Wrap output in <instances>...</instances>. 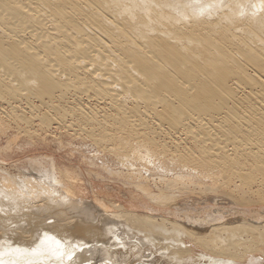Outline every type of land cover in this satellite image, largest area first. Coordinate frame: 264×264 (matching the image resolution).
Listing matches in <instances>:
<instances>
[{"label":"bare ground","instance_id":"6f19581e","mask_svg":"<svg viewBox=\"0 0 264 264\" xmlns=\"http://www.w3.org/2000/svg\"><path fill=\"white\" fill-rule=\"evenodd\" d=\"M0 103L112 137L126 178L157 179L163 198L253 171L264 192V0H0ZM54 176L0 187V264L264 262V224L202 233L172 213L95 211Z\"/></svg>","mask_w":264,"mask_h":264},{"label":"rangeland","instance_id":"374dc122","mask_svg":"<svg viewBox=\"0 0 264 264\" xmlns=\"http://www.w3.org/2000/svg\"><path fill=\"white\" fill-rule=\"evenodd\" d=\"M8 108L9 107L5 104L3 105V103H0V187L9 188L12 191H18L19 189L23 188V185L32 184L31 182H37L36 179L38 180L39 174L43 177L41 183H46L50 176L52 177V175L54 176L56 174L54 177L57 178L62 186L64 185L66 188H69L71 190V192L75 196V199L77 198L81 200L86 205L88 203L90 209L95 211L101 209L99 208L100 204H98V202L102 201L103 203L108 205V208L111 209L109 210L111 213L119 212V210L111 207V205L109 204L121 205L126 211L141 215H152L156 218L160 216L166 218L169 216V214L172 213L168 217L172 223L175 222L177 224H180L182 225V228L185 229H190L191 227L194 229L198 228L200 229V231H202V233H205L206 230L209 231L210 228L213 227V225L214 227L216 225L222 226L224 224L225 226H237L242 222L246 225L264 224V192H261L263 189L259 190L260 192L255 189V192L253 193L249 192L250 190H248V188H250V185H253L254 182L255 184H257V182H262V179L260 177L261 175H259V173L257 172L256 174L255 171L250 172L251 175H255H252L250 177L251 179L249 180H252L253 178H255V180H248L249 182L247 181L248 184H250L249 187L248 184L245 182L247 184L246 186L245 183L242 182V180H239L240 183L236 179L235 180L237 183H228L229 181H221L222 178H219V181H217L218 184H216L218 186L221 182H223L224 184H221L223 186H219L220 188L225 186V193L224 191L222 192L223 188L220 189V191L222 192L221 193L218 190L217 192H211L212 190L206 191V189H198L197 187L195 189L193 188L194 192L191 189L192 193L190 191H175L177 195L176 193H174V195L172 196L173 198H170L168 194L167 195L169 196V198L168 196L166 198H163L165 195H163V197L162 195H160L162 197L161 198L158 195L160 192L159 188L162 189L160 186L164 187V185L156 184L158 182L157 179L151 178V176L147 177L146 175H144L145 172L143 171L145 170H141V168L136 166L138 165L137 163H135L136 165L134 166V168L137 170H141L139 172H143L141 174L145 177L143 176V179H140L138 181L135 180V182L132 181L129 176H127L126 178L125 175L129 174L126 172V170L128 171L129 169L127 166L122 165V157L120 159L118 158L119 156H114L113 153V155L111 154V150L113 148H116V144H118L117 142H114L112 140V137H107L109 138H106L107 140H109L107 141L106 139L104 140L105 137L102 136L104 135V133L98 134L99 131H93L92 134V131H87L89 126H84V123L82 126L79 125L82 123L76 118H71V120L73 121L74 119H76L79 123H77L76 120L72 122L71 120H69L70 117H65L66 119L63 118V120L61 119L62 122L60 123L57 119L58 117H56L57 115L55 114V112H48L49 118L52 115L53 116L51 117L52 119H49L51 122H46L45 120L48 119L47 115L45 120L43 118H40L43 117L42 114L45 115L46 113H42L36 116V114H39V112H35V115H33L34 112L32 114L24 110V113L22 112V110H16L17 112H15V110L11 109V111ZM91 108H93V110H91ZM94 108V106H90L89 110L95 111L96 109ZM12 113H14V116L16 115L15 117L17 119H15ZM50 114L52 115L49 116ZM27 118L29 119L26 123L25 119L27 120ZM67 120L69 122H67ZM99 120L101 122L103 118H99ZM29 121L30 123H28ZM70 121L72 122V124ZM42 123H44V125ZM69 124L73 126L68 127ZM81 128H86L87 130L82 131ZM91 134L93 136H91ZM114 143L116 146L114 145ZM179 151H181V149ZM115 157L120 160H116ZM28 177L31 178L28 179ZM24 178H27L28 180L26 179L27 181H25ZM229 178L231 177L225 178V180ZM30 179H33V181L29 182ZM232 179L233 177L230 179V181H232ZM136 181L139 182L140 186H145L143 187L144 189L136 185ZM207 181L211 182L210 180ZM207 181L205 183L207 185H210L208 184L209 182L207 183ZM154 185H159V187H154ZM236 185L238 186V188L233 187ZM241 185L244 187V189H242L243 187H239ZM138 187L140 189H138ZM239 189L243 191L239 192ZM144 190H148L149 193H147L148 191L145 192ZM178 190L181 189L179 188ZM25 192H29V190H26ZM178 194L181 196H179ZM152 195H154L155 198L157 196L156 200L158 201H154V196L151 199ZM148 197L150 198L148 199ZM243 198L245 201L243 200ZM206 200L208 201L206 202ZM238 200H243L244 202L248 200V203L246 202L241 204ZM159 202L163 203L161 204ZM207 206L209 207V209ZM174 208H176L177 210H175ZM124 209L121 208V210ZM210 210L211 212L209 214ZM212 218H215L216 220L214 221L213 219L212 222ZM257 218L259 219V222ZM222 219L224 221H222ZM173 220L175 221L173 222ZM221 222H223V224ZM139 225H143V223L133 224V226ZM185 242L187 244V241ZM206 255L208 256V254ZM256 264H264V262H258Z\"/></svg>","mask_w":264,"mask_h":264}]
</instances>
